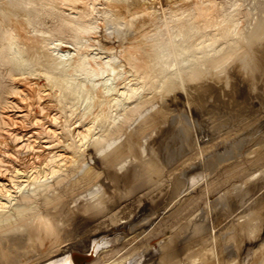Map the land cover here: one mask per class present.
Instances as JSON below:
<instances>
[{
  "label": "bare ground",
  "instance_id": "bare-ground-1",
  "mask_svg": "<svg viewBox=\"0 0 264 264\" xmlns=\"http://www.w3.org/2000/svg\"><path fill=\"white\" fill-rule=\"evenodd\" d=\"M222 1L0 0V264H264L261 203L247 216L234 211L229 221L217 214L211 238L206 224L204 235L196 224L197 240L182 246L185 235L180 241L174 231L181 216L198 221L201 214L215 215L226 185L247 187L241 184L256 172L264 175V143L247 145L234 161L208 162V151L202 157L209 173L196 184L184 178L200 165L199 153L196 161L182 158L177 173L139 155L152 131L177 116L171 118L169 106L187 105L191 97L237 81L249 89L262 73L264 0L244 24ZM96 15L104 27H114V36L106 28L97 33ZM101 73L107 77L101 82L85 81ZM253 128L243 124L222 139L242 140ZM218 142L216 152L228 141ZM118 184L128 189L125 198L162 187L166 200L151 214L143 216L145 201L134 216L115 219L103 213L104 194L84 198L93 187Z\"/></svg>",
  "mask_w": 264,
  "mask_h": 264
},
{
  "label": "rangeland",
  "instance_id": "rangeland-1",
  "mask_svg": "<svg viewBox=\"0 0 264 264\" xmlns=\"http://www.w3.org/2000/svg\"><path fill=\"white\" fill-rule=\"evenodd\" d=\"M225 1V2H224ZM227 1V2H226ZM256 1V2H255ZM260 0H223L222 2L223 3H225V7H228L227 9L225 8V10H227V12H231L232 14H233V12L235 11V13L234 14H236L237 16H235V19H237L238 20V22H243V24H244V21H245V19L247 18H249V19H251L255 14L254 13H258L259 12V10L261 9V5H260V2H259ZM230 7H229V6ZM234 5H236V6H234ZM234 7V9L235 10H233V7ZM258 6V7H257ZM260 7V8H259ZM232 9V11L230 10V9ZM238 8V9H237ZM229 9V10H228ZM244 9H245V11H247V13L244 11ZM238 10V11H237ZM245 12V15H243V13ZM251 13H252V15H251ZM243 16H245V17H243ZM248 14V15H247ZM97 16V15H96ZM248 16V17H247ZM100 16L98 15L97 17H96V21L98 22L97 24H96V27L98 28H96L95 30H98L97 31V33H99V31L101 30H103L104 28H106L105 29V31L107 32V34L108 35H110L111 36V34H113L112 36H114V27L113 26H111V24H108V25H106L105 27L103 26V24H102V18L100 17ZM238 17V18H237ZM243 17V18H242ZM246 19V21H249V19L247 20ZM100 22H101V24H100ZM241 24V23H240ZM111 26V27H110ZM108 27H110V28H108ZM113 27V28H112ZM103 28V29H102ZM100 29V30H99ZM111 31V32H109V31ZM104 31V30H103ZM104 31V32H105ZM110 33V34H109ZM70 47V46H69ZM72 48V47H71ZM67 50V48H63V51H66ZM73 50H70V52H72ZM61 54H63L62 52H61ZM106 60H108V58H104L103 59V61H106ZM183 62H185V61H183ZM185 64V63H184ZM233 73V72H232ZM100 76H98V75H91V77H93V78H91V77H89V76H87V78L85 79V81L86 82H88V83H92V82H94V84H96V83H99V81L101 82L102 81V79H106L107 77H106V74L105 73H101V74H99ZM103 75H104V77H103ZM94 76H97V77H95L94 78ZM264 69L262 70V73L260 72V74L258 75V76H256L255 78V82H254V84H253V86L251 87V88H249V89H247L246 88V86H247V84L245 83V82H238L237 81V84L235 85L234 84V86H232L230 83L229 84H226L225 86H224V84L222 85V87L220 86H218V87H216L218 90H216L215 89V91L211 94V95H209V96H203L202 97V95H201V97L200 96H195V97H191V99H188L187 100V102H188V104L187 105H184V104H182L181 106L180 105H178V106H169V108H171L170 109V112H171V118H173L174 116H176V117H174V119H172L170 122H169V124H168V122L167 123H165L163 126H162V129H160V128H158V129H155V131L153 130L151 133V137L154 139H151V137L147 140L148 142H145V141H143V142H145V144H147V146H145V144H143L142 146V149H141V151H140V157L143 159V160H155V161H159L160 162V167L161 168H167L166 170L163 168V170L164 171H170V170H172V172H174L175 170V168H179L180 166L177 164V163H180V162H182L183 160H186V158H187V160L189 161L190 159V161H196V160H198L199 158L201 159V160H199L200 162H199V169H198V167L197 168H195V170H193L192 171V173L190 174V175H188V177H183L184 178V180L185 181H187V183H190V181L191 180H195V184H196V181H197V183L198 182H201L202 180H203V176H207V174L209 173L208 172V170H209V168H208V165H209V163H207L206 162V159L208 158V156H209V152L208 151H212L211 152V156H209V160H207L208 162L210 161V160H214V159H216L217 158V160L219 159H224V160H228L229 158H230V160H232V161H234V160H239V158H241V155L242 154H244L245 153V151H246V147H248L249 146V144H253V143H255V142H257L258 141V143L260 142V143H264ZM79 78L80 79H84V75H82V74H80L79 75ZM89 78L92 80V81H90L89 80ZM239 78H241V75L240 74H238V78L237 79H239ZM258 78V79H257ZM95 79V80H94ZM261 79V80H260ZM98 80V82H96ZM257 80V81H256ZM256 83V84H255ZM239 84V85H238ZM231 85V86H230ZM224 86V87H223ZM233 87V88H232ZM236 87V88H235ZM219 88H221V89H219ZM225 88V89H224ZM228 88H229V90H230V92H229V90H228ZM235 88V89H234ZM217 91V92H216ZM218 91H220V93L218 92ZM233 91V92H232ZM226 92V93H225ZM231 92H232V94H231ZM228 93H230V94H228ZM217 94H218V98H214V97H216L217 96ZM221 95L223 96V97H221ZM227 95V96H226ZM231 95V96H230ZM184 97V96H183ZM230 97V98H229ZM196 100H195V99ZM204 100H202V99ZM223 98V99H222ZM228 98V99H227ZM184 99V98H183ZM193 99V100H192ZM219 99V100H218ZM230 99H231V101H230ZM220 102H218V101ZM193 101V102H192ZM194 101H196V102H194ZM198 101V102H197ZM200 101H202L201 102V104H200ZM223 101V102H222ZM235 101V102H234ZM83 102V101H82ZM79 103L80 104V108L82 109V108H85L86 107V104L85 103ZM182 102H183V100H182ZM218 102V103H217ZM221 102H222V104H221ZM192 103H194V104H196V105H194V104H192ZM78 104V105H79ZM84 104V105H83ZM200 104V105H199ZM227 104V105H226ZM231 104V105H230ZM199 107H198V106ZM226 105V106H225ZM233 109V110H231V108H229V106ZM195 106V107H194ZM234 106V107H233ZM177 107V108H176ZM182 107V108H181ZM185 108V109H184ZM187 108V109H186ZM219 108V109H218ZM235 108L237 109V110H235ZM175 109V110H174ZM187 110H189V112L187 111ZM173 111H174V113L175 114H173ZM206 111V112H205ZM236 111H237V113H236ZM218 112H219V114H218ZM235 112V113H234ZM190 113V114H189ZM222 113V114H221ZM232 113H233V115H232ZM257 113V114H256ZM197 114V115H196ZM220 114H221V117H220ZM182 117H181V116ZM184 115V116H183ZM229 115V116H228ZM239 115V116H238ZM173 116V117H172ZM190 116V117H189ZM184 117V118H183ZM178 118V119H177ZM189 118V119H188ZM219 118V119H218ZM186 119V120H185ZM175 120V121H174ZM234 120V121H233ZM177 121H178V123H177ZM207 121H208V124H206L207 123ZM213 121V122H212ZM173 122H174V125H173ZM228 122V123H227ZM176 123V124H175ZM192 123V124H191ZM195 123V124H194ZM239 123V124H238ZM256 123V124H255ZM178 124H180V125H178ZM243 124H244V126L246 125V124H254V126L256 127V128H253L249 133H248V136L249 137H247V138H244V139H242V140H244V141H242V140H238V139H233V142L231 141V140H226V139H222V137L223 138H225L224 136H226V134L227 133H230L229 131L231 130L232 131V133L233 132H235V128H236V130L239 128V127H242L243 126ZM172 125V126H171ZM203 125V126H202ZM206 125V126H205ZM211 125H213V126H211ZM219 125V126H218ZM170 126V127H169ZM179 126V128H177V127ZM201 126V127H200ZM211 126V127H210ZM225 126L227 127L226 128V130H223V129H225ZM231 126H233L232 128H231ZM261 126V127H260ZM175 129H174V128ZM194 129H193V128ZM199 127V128H198ZM177 128V129H176ZM181 128V130H179ZM190 128V129H189ZM197 128V129H196ZM204 128V129H203ZM260 128V129H259ZM261 128H263V129H261ZM210 129V130H209ZM230 129V130H229ZM157 130V131H156ZM168 130V131H167ZM173 130H174V132H173ZM177 130H178V132H180V131H184L185 130V133L184 132H181L180 134L177 132ZM194 130V131H193ZM197 130V131H196ZM199 130V131H198ZM195 131H196V133H195ZM214 131V132H213ZM169 132V133H168ZM188 132V133H187ZM192 132H194V133H192ZM200 132V133H199ZM248 132V131H247ZM246 132V133H247ZM160 133V134H159ZM173 134V135H171V134ZM176 133H178V134H176ZM184 135H183V134ZM217 133V134H216ZM221 133V134H220ZM226 133V134H225ZM159 134V135H158ZM186 134V135H185ZM195 134V135H194ZM204 134V135H203ZM210 134V135H209ZM213 134H215L217 137H218V139H217V137L214 135L213 136ZM218 134H219V136H218ZM153 135H156V137L154 136L153 137ZM168 135V136H167ZM180 135H182V136H180ZM190 135V136H189ZM194 135V136H193ZM160 136V137H159ZM170 136H172L173 137V139H172V137L170 138ZM210 136V137H209ZM174 137H176V138H174ZM179 137H180V139H179ZM186 139H185V138ZM197 137V138H196ZM200 137V138H199ZM214 137V139L212 140V138ZM216 137V138H215ZM221 137V138H220ZM158 138V139H157ZM165 138H168V139H165ZM181 138H182V140H181ZM189 138H190V140H189ZM151 139V140H150ZM165 140V142L163 141V140ZM178 139H179V142H178ZM188 139V140H187ZM199 140V141H197V140ZM208 139V140H207ZM166 140H167V142H166ZM173 140V141H172ZM180 140H181V143H180ZM185 142H184V141ZM209 140H212V142L211 141H209ZM221 140V141H220ZM223 140V141H222ZM228 141L227 143H223V144H221V146H219V147H217V149H218V152H216V150H214V149H216V146L214 147V145H216L217 144V142L218 143H221V142H225V141ZM238 140V141H237ZM205 141V142H204ZM217 141V142H216ZM240 141H242L241 143H240ZM158 142V143H157ZM171 142V143H170ZM192 142H193V144H192ZM201 142H203V143H201ZM230 142V143H229ZM234 142H237V143H234ZM161 143V144H160ZM176 143V144H175ZM186 143V144H185ZM198 145H197V144ZM152 144H154V145H152ZM166 144L167 145H169V147H171L170 149H168L169 147L168 146H166ZM181 144V146L179 147V145ZM184 144L186 145V146H184ZM205 144H210L211 146H213V147H211L210 145H209V147H211V148H209L207 145V147L204 145ZM225 144V145H224ZM227 144V145H226ZM232 144V145H231ZM162 145V146H161ZM163 145H165L164 147H163ZM191 145V146H190ZM192 145H193V147H192ZM198 147H197V146ZM236 145V146H235ZM246 145V146H245ZM248 145V146H247ZM149 146V147H148ZM159 146V147H158ZM172 146H173V148H172ZM200 146H202V147H200ZM223 146V147H222ZM235 146V147H234ZM243 146V147H242ZM147 147V148H146ZM162 147H163V149H162ZM179 149H177V148ZM187 147H189V150H188V148ZM204 147V148H203ZM225 147V149H223ZM240 147V148H239ZM241 147H242V149H241ZM155 148V149H154ZM175 148V149H174ZM183 148H185V149H183ZM187 148V149H186ZM201 148V149H200ZM205 148H206V150H205ZM207 148H209V150L207 149ZM237 148V149H236ZM165 149V150H164ZM180 149H181V151H180ZM198 149H199V152H198ZM210 149H212V150H210ZM234 149V150H233ZM175 150V151H174ZM195 150V151H194ZM223 150H224V152H223ZM229 150V151H228ZM232 150V151H231ZM238 150H239V153H238ZM240 150H242V151H240ZM163 151V152H162ZM165 151V152H164ZM167 151L169 152V154L170 153H172L171 154V156L173 155V153H174V155L172 156V157H174L173 159H172V157L170 158L169 156V154L167 153ZM174 151V152H173ZM176 151H177V153H176ZM192 151H194V153L192 152ZM197 151V152H196ZM204 151H206V152H204ZM179 152V153H178ZM191 154H190V153ZM203 152H204V154H203ZM159 153V154H158ZM166 153L168 154L167 156H165L166 155ZM184 155H183V154ZM189 153V154H188ZM199 153V154H198ZM206 153H208V156L206 155ZM242 153V154H241ZM181 154V155H180ZM199 156H198V155ZM200 154H201V156H200ZM156 155H158V156H156ZM160 155V156H159ZM176 155V156H175ZM178 155V156H177ZM180 155V156H179ZM194 155V156H193ZM205 155H206V157H205ZM216 155V156H215ZM237 155H240V156H237ZM147 156V157H146ZM156 156V157H155ZM164 156H165V158H164ZM192 156H193V158H192ZM195 156H198V157H195ZM205 157V158H203V157ZM213 156H214V158H213ZM226 156H227V158H226ZM159 157V158H158ZM161 157V158H160ZM178 157V158H177ZM181 157V158H180ZM186 157V158H185ZM194 157H195V159L196 160H192V159H194ZM183 158V160L181 161V159ZM198 158V159H197ZM168 159V160H167ZM170 159V160H169ZM175 160H178V161H175ZM180 160V161H179ZM202 160H204V161H202ZM89 162H90V160H89ZM169 162V163H168ZM174 162H175V164H174ZM201 162H205V164L204 163H201ZM90 164L91 165H93V161L92 162H90ZM203 164V165H202ZM202 165V166H201ZM205 165H207L206 167H205ZM176 166V167H175ZM201 166V167H200ZM204 166V167H203ZM172 168V169H171ZM203 170H206V172H204ZM176 173H177V171H175ZM208 172V173H207ZM175 173V174H176ZM204 173V174H203ZM259 173V172H258ZM257 172H256V175L257 176H255V177H253L250 181H249V183H246V184H241V185H247V187L246 186H244V187H240V185H239V182H236V183H234L235 184V188L234 189H237V190H234L233 189V187L230 185L229 186V184L228 185H226V187L229 189L230 187L233 189L232 191V193H231V191H230V193H229V190H231V189H227L226 187L224 188V189H222L221 190V192H227L228 191V193H226V194H222L221 192V196L220 197H222L221 199H220V201L216 204V211H215V215H211V214H209V215H207L208 217H204V215H202L201 214V216L202 217H200L201 219H202V221L200 222V220L198 219V221H196L197 220V217L195 218V217H186V216H184L183 218H182V216L177 220V227H174V231H175V233H176V235L177 236H179L178 238H179V240L181 241L184 237L187 239V241L185 240V238H184V241L183 242H180L181 243V245L182 246H184V244H186V243H188V242H190V240L191 241H196L197 239H195L194 237H197V235L196 234H198L197 232H196V224L198 225V226H201V228H199L200 230H202L201 231V234H202V232L204 231V229H203V227L205 226V224H206V227H209V228H205L206 230V233L207 234H209L210 235V238H211V236H215V232L214 231H216V230H214L213 229V221H214V218H215V216L217 215V216H221L222 218H226V220H230L233 216H234V214H235V212L236 213H238V212H240V214L242 213L243 215H245V216H247V214L250 212V211H252L253 209H251V208H253L254 207V205L255 206H258L260 203L262 204V206H263V209H262V212L264 211V198H262V197H264V175L263 174H258ZM195 175V176H194ZM261 175V176H260ZM197 176H200V178H198ZM193 178V179H191V178ZM198 178V179H194V178ZM201 177H202V179H201ZM256 177H258V178H256ZM263 177V178H262ZM190 178V179H189ZM200 179V180H199ZM255 179H257V180H255ZM106 182H105V184L107 183V180H105ZM262 181V182H261ZM236 184H238L237 186H236ZM189 185V184H188ZM249 185V186H248ZM100 185H98V187L96 186V188L97 189H95L94 187L92 188V190H90V191H87V195L85 194V196H84V198L87 200L88 199V201H93V200H95V198H100V197H98L99 195L101 196V197H103L104 195V199L105 200H107V201H105V202H107L106 203V206H105V203L104 202H102L101 203V206L103 205V208H102V210H104L103 211V213H108V211L109 212H111V215L113 214L114 216H115V219H117L120 215V217L118 218V219H120L121 217H131L132 215L134 216L136 213H138L137 211H138V206L140 205V207H142L143 206V204L145 203V201L148 203V209H146L145 210V212H142L143 213V216H145V215H148V214H151V213H153L154 212V210L161 204V205H163V203H164V201L166 200V198L165 197H163V196H165L166 194H164V192H163V188L162 187H159V190L158 189H156L153 193H150L149 195H141V194H138L137 192H136V195H135V199H134V196H133V200H132V196L131 195H129L128 197H126L125 198V196H127L126 194H127V190L128 189H126V188H123V187H121V185L120 184H118L117 186H113V187H107L108 185H101L100 187H99ZM117 187V188H116ZM99 188V189H98ZM107 188V189H106ZM241 188H242V191H241ZM101 189V190H100ZM123 189V190H122ZM96 190V191H95ZM111 190H113V191H111ZM118 190V191H117ZM157 190H158V192H157ZM245 190V191H244ZM91 191H94V192H91ZM105 191H106V193H105ZM111 191V192H110ZM119 191H120V193H119ZM100 192V193H99ZM109 192V193H108ZM123 192H125L124 194H123ZM236 192V193H235ZM94 193V194H93ZM96 193H97V195H96ZM113 193V194H112ZM157 193H160L159 195H160V197L158 198V199H156L157 198V196H156V194ZM163 193V194H162ZM244 193H245V195H244ZM90 194V195H89ZM99 194V195H98ZM104 194V195H103ZM115 194H117L116 196H115ZM120 194V195H119ZM123 194V195H122ZM162 194V195H161ZM231 194H233V195H231ZM259 196H258V195ZM93 195V196H92ZM103 195V196H102ZM120 197H119V196ZM138 195H140V197H138ZM154 195V196H153ZM227 195V196H226ZM235 195V196H234ZM122 196V197H121ZM123 196H124V199H123ZM153 196V197H152ZM200 196V195H199ZM233 196V197H232ZM244 196V197H243ZM246 196V197H245ZM117 197V198H116ZM131 197V198H130ZM143 197V198H142ZM149 197V198H148ZM155 197V198H154ZM163 197V198H162ZM225 197V198H224ZM111 198V199H110ZM121 199V202H120V199ZM128 198V199H127ZM232 199V200H230V199ZM236 198V199H235ZM246 198V199H245ZM90 199V200H89ZM92 199V200H91ZM108 199L110 200L109 202H108ZM114 199V200H113ZM130 199V200H129ZM141 199V200H140ZM165 199V200H164ZM250 199V200H249ZM254 199V200H253ZM257 201H256V200ZM119 200V201H118ZM137 200V201H136ZM152 202H151V201ZM200 200H202L201 198H200ZM199 200V201H200ZM248 200V201H247ZM104 201V200H103ZM130 201H132V202H130ZM154 201V202H153ZM225 201H228V202H224ZM229 201H231V202H229ZM236 201V202H235ZM255 201V202H254ZM120 202V203H119ZM128 202V203H127ZM140 202H142V204L140 203ZM200 202H203V200L202 201H200ZM221 202V203H220ZM248 202H251V203H248ZM153 205H152V204ZM231 203V204H230ZM254 203V204H253ZM149 204H151V205H149ZM225 204V205H224ZM121 205H123L124 206V208H123V206H121ZM136 205V206H135ZM138 205V206H137ZM223 205H224V207H223ZM250 205V206H249ZM108 206H109V208H108ZM219 208H218V207ZM227 206V207H226ZM245 206V207H244ZM244 207V208H243ZM121 208H123L122 210H121ZM223 208V209H222ZM225 208V209H224ZM113 209V210H112ZM150 209V210H149ZM242 209V210H241ZM108 210V211H107ZM117 210V212H115ZM125 210V211H124ZM137 210V211H136ZM233 210V211H232ZM127 211V212H126ZM221 211H223V212H221ZM235 211V212H234ZM234 212V213H233ZM247 212V213H246ZM115 213H116V215H115ZM231 213H233L231 216H229ZM264 213V212H263ZM262 213V214H263ZM125 215V216H124ZM142 215V214H141ZM224 215V216H223ZM143 216H141V217H143ZM140 217V218H141ZM221 217H218L219 219H221ZM262 217H264V214H263V216ZM139 218V219H140ZM194 218V219H193ZM207 218V219H206ZM211 218V219H210ZM228 218V219H227ZM122 219V218H121ZM184 219V220H183ZM190 219H192L191 221H190ZM186 220V221H185ZM225 220V222H227L228 223V221H226ZM180 221V222H179ZM183 221V222H182ZM187 221H188V223H189V225L190 224H192V225H188V223H187ZM192 221H194L193 223H192ZM195 221H196V223H195ZM138 222H141L140 220H138ZM191 222V223H190ZM183 223V224H182ZM195 223V224H194ZM211 223V224H210ZM207 224H209V225H207ZM179 225V226H178ZM180 225H181V228H180ZM186 226H187V228H186ZM211 226V227H210ZM182 227H183V229H182ZM193 227H195V228H192ZM178 228V229H177ZM190 228H191V230H190ZM180 229V232L179 231H176V230H179ZM182 229V230H181ZM186 229V230H185ZM198 229V228H197ZM184 230L185 231H187L186 233H182V232H184ZM188 230H189V232H188ZM190 231H192V233L190 232ZM204 231V232H205ZM209 231V232H208ZM212 231H213V233H212ZM179 232V233H178ZM203 232V235L205 234ZM230 232H232V230L231 229H229L228 230V233H230ZM190 233L192 234V235H190ZM210 233H212V234H210ZM183 234L185 235L183 238H182V236H183ZM193 234H195V235H193ZM203 235H200V236H203ZM189 236V237H188ZM182 238V239H181ZM190 238V239H189ZM178 240V241H179ZM211 240V239H210ZM186 241V242H185ZM180 243H177V246L179 245V246H181L180 245ZM84 245V243L82 244V246ZM111 245V243L110 244H108V245H106V246H104V245H102L101 246V248H103V247H109ZM250 253V252H249Z\"/></svg>",
  "mask_w": 264,
  "mask_h": 264
},
{
  "label": "water",
  "instance_id": "water-1",
  "mask_svg": "<svg viewBox=\"0 0 264 264\" xmlns=\"http://www.w3.org/2000/svg\"><path fill=\"white\" fill-rule=\"evenodd\" d=\"M72 262V261H71Z\"/></svg>",
  "mask_w": 264,
  "mask_h": 264
}]
</instances>
